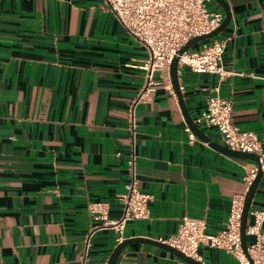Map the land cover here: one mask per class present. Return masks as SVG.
I'll return each instance as SVG.
<instances>
[{"label":"crops","instance_id":"0c3cea01","mask_svg":"<svg viewBox=\"0 0 264 264\" xmlns=\"http://www.w3.org/2000/svg\"><path fill=\"white\" fill-rule=\"evenodd\" d=\"M224 1L230 22L205 42L227 38L223 67L240 74L178 65L180 93L193 121L209 96L231 99L233 122L264 144V0ZM208 8L223 11L214 0ZM147 55L102 0H0V264H78L84 254L107 262L118 244L107 223L121 216L132 150L137 186L152 197L149 216L127 220L123 239H164L182 215L204 219L209 233L223 229L256 163L195 134L189 141L168 66L134 108L132 142L129 105L145 84ZM200 129L224 145L215 128ZM93 202L104 221L89 212ZM253 210L264 211V175L247 225ZM197 254L204 264H239L206 244ZM115 264L189 263L133 241Z\"/></svg>","mask_w":264,"mask_h":264},{"label":"built area","instance_id":"2783aa9c","mask_svg":"<svg viewBox=\"0 0 264 264\" xmlns=\"http://www.w3.org/2000/svg\"><path fill=\"white\" fill-rule=\"evenodd\" d=\"M124 26L129 35L138 40L147 49L148 55L139 66L144 70L145 84L131 101L129 130L134 136V108L139 101L146 100L153 90L154 73L168 66L174 56L178 65H186L195 72L217 74L220 78L233 76L234 70H226L222 64V55L227 38L202 42L197 49L189 48L181 54L178 50L194 36L214 30L224 17L223 11H211V0H102ZM200 128H215L223 144L231 149L251 152L258 155L259 168L264 175V144L255 132L241 130L232 120V101L218 95L209 96L203 109L194 119ZM189 141L196 139L192 130L186 126ZM257 164L249 169L244 180L250 184L256 175ZM128 178L124 191L118 195L122 205L119 219L110 221L108 226L116 233V242L123 240L124 223L130 219H145L149 216L148 203L151 194L141 191L137 186L136 159L132 150L127 162ZM244 196H236L231 202L228 217L223 229L209 233L204 219L182 215L174 234L160 242L168 244L186 256L197 258L200 244L223 249L233 254L239 264H251L240 247V214ZM88 210L96 220H105V211L100 203H90ZM253 220L246 227V235H252L254 241L247 244V251L253 264H264V211H250ZM88 238L86 245L88 244ZM78 264H106L90 262L85 254Z\"/></svg>","mask_w":264,"mask_h":264},{"label":"water","instance_id":"95a60500","mask_svg":"<svg viewBox=\"0 0 264 264\" xmlns=\"http://www.w3.org/2000/svg\"><path fill=\"white\" fill-rule=\"evenodd\" d=\"M216 1L223 10L224 17L221 21V23L211 32L194 36L191 37L179 50L178 54L183 53L184 51L188 50L191 48L194 44L210 39L216 35H218L230 22L231 18V13L230 9L227 5V3L224 0H214ZM168 71L170 75V80H171V85L173 88V91L176 94L177 100H178V105L181 109L182 115L184 117V120L187 124V126L192 130V132L201 140L208 142L210 146H212L214 149H217L229 156L236 157V158H242V159H252L258 166L257 172L253 180L250 182V184L247 187V190L244 194L243 197V202H242V208H241V214H240V247L245 254V256L249 259L250 263L253 264L252 259L250 258L248 251H247V235H246V227H247V219H248V213L250 209V202L254 196V193L256 191V188L258 187V184L261 180L262 177V172L259 168V162H258V155L255 153L251 152H243V151H238L231 149L227 146H224L220 143H217L210 139L205 133L199 128L198 125L195 124V122L192 120L190 115L188 114V111L186 109L185 103L183 101L182 95L180 93L179 89V84H178V79H177V71H178V57L174 56L171 60V62L168 65ZM133 241H141V242H147L150 244L157 245L158 247H161L176 256L180 257L184 261H186L189 264H204L203 262L192 258L190 256H186L183 254L181 251L178 249L165 244L163 242L157 241V240H152L149 238H143V237H134V238H125L121 242H119L112 250L110 253V256L108 257V260L106 264H115L117 257L121 250L126 246L128 243L133 242Z\"/></svg>","mask_w":264,"mask_h":264},{"label":"rangeland","instance_id":"374dc122","mask_svg":"<svg viewBox=\"0 0 264 264\" xmlns=\"http://www.w3.org/2000/svg\"><path fill=\"white\" fill-rule=\"evenodd\" d=\"M247 241L248 243H251L254 241V238H252L251 236L247 235Z\"/></svg>","mask_w":264,"mask_h":264}]
</instances>
